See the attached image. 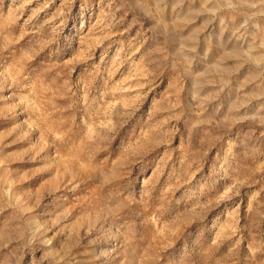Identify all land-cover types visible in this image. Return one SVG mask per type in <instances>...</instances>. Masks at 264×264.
Instances as JSON below:
<instances>
[{"label":"rangeland","instance_id":"1","mask_svg":"<svg viewBox=\"0 0 264 264\" xmlns=\"http://www.w3.org/2000/svg\"><path fill=\"white\" fill-rule=\"evenodd\" d=\"M0 264H264V0H0Z\"/></svg>","mask_w":264,"mask_h":264}]
</instances>
